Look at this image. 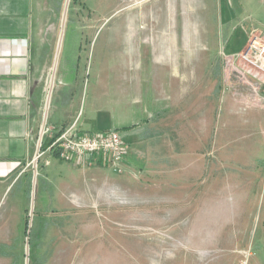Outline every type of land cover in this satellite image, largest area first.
Returning a JSON list of instances; mask_svg holds the SVG:
<instances>
[{"label": "rangeland", "instance_id": "obj_1", "mask_svg": "<svg viewBox=\"0 0 264 264\" xmlns=\"http://www.w3.org/2000/svg\"><path fill=\"white\" fill-rule=\"evenodd\" d=\"M65 2L41 11L34 70L46 92L54 62L50 103L71 82L96 118L90 130L128 122L130 150L117 170L98 158L34 164L43 207L30 214L24 192L26 209L0 211V264H25L26 247L28 264H237L246 248L253 263L263 240L249 218L256 205L264 217V72L253 77L235 55L248 38L226 47L225 21L200 11L185 29L190 43L179 26L165 43L174 29L159 27L152 0H68L58 33ZM189 14L178 4V22Z\"/></svg>", "mask_w": 264, "mask_h": 264}, {"label": "crops", "instance_id": "obj_2", "mask_svg": "<svg viewBox=\"0 0 264 264\" xmlns=\"http://www.w3.org/2000/svg\"><path fill=\"white\" fill-rule=\"evenodd\" d=\"M46 3L47 0H0V211H10L14 206L18 208L17 211L22 212L24 207L21 209L18 203L24 192L25 197L27 196L26 201H29L28 203L33 201V210L42 209L43 202L37 199V169H33V166L38 163L44 166L59 158L54 152L46 151L36 161L33 160L43 125L49 129L42 135V139L48 140L61 125L72 120H76L81 129L90 130L89 122L96 119H92L88 104L82 105L74 101L76 91L67 90L71 82L68 83L67 89L58 87L56 101L50 103L51 97L48 88L45 92L42 75L34 70L36 38L43 30L41 11L54 12L55 8ZM152 3L159 27L168 24L169 28L174 29L172 34L164 37V42L168 44L175 43L177 26L183 28V42H191L185 35L187 32L185 29L191 26L190 20L198 17L200 11L201 13L212 11L216 13L215 20L225 21V26H221L220 42L226 44V47L228 44H234L236 49L241 47L253 29L256 36L264 39V0H152ZM178 4L191 13L187 16L189 18L183 17L179 22ZM165 8L168 9L167 20L164 19ZM60 30L61 23L58 33ZM159 42L161 41L157 43ZM53 65L52 88L60 83V79H57V84L54 82L56 73ZM57 93L66 94L60 101ZM60 111L65 115V119L51 120L46 125V114L59 115ZM128 124V122H111L106 128H116L122 133L127 130L120 127ZM42 177L41 180H44ZM21 179L22 184L16 194L3 207L4 197ZM256 206L255 213L249 218L251 230L253 235L261 236L263 240L258 239L259 250L257 254L255 253L253 264H264V217L258 212L260 210L258 205Z\"/></svg>", "mask_w": 264, "mask_h": 264}, {"label": "built area", "instance_id": "obj_3", "mask_svg": "<svg viewBox=\"0 0 264 264\" xmlns=\"http://www.w3.org/2000/svg\"><path fill=\"white\" fill-rule=\"evenodd\" d=\"M247 40L246 46L236 52L237 58L242 60L257 78L260 72H264V39L256 36L253 32ZM256 82V79L254 80ZM252 90L256 85L252 84ZM257 99L264 101V96ZM47 126H43L41 135L37 142V150L33 160H37L46 151L54 152L60 159L70 162H91L100 159L107 163L113 170L121 167L123 158L128 154L130 146L124 140L120 130L107 128L101 130L81 129L76 120L61 125L47 146L42 147V135L48 131ZM237 264H253L251 256L253 252L249 249H240Z\"/></svg>", "mask_w": 264, "mask_h": 264}, {"label": "water", "instance_id": "obj_4", "mask_svg": "<svg viewBox=\"0 0 264 264\" xmlns=\"http://www.w3.org/2000/svg\"><path fill=\"white\" fill-rule=\"evenodd\" d=\"M66 2L64 3V11L62 12V18H61V27H63V24H64V20H65V14H66V7H67V4H68V0H65ZM52 78L50 77V83L48 84V90H49V94L51 92V89H52V84H53V72L51 74ZM48 95V94H47ZM48 101V100H47ZM44 126V125H43ZM42 126V127H43ZM42 130V128H41ZM42 134V132L40 133V135ZM35 175V173H34ZM32 210H33V201L31 202V205H30V214H32ZM29 226H30V221L29 223H27V229H26V233L28 234L29 232ZM28 240V235L26 236V241ZM27 253H28V248L26 247V251H25V254H26V263L25 264H28V258H27Z\"/></svg>", "mask_w": 264, "mask_h": 264}, {"label": "trees", "instance_id": "obj_5", "mask_svg": "<svg viewBox=\"0 0 264 264\" xmlns=\"http://www.w3.org/2000/svg\"><path fill=\"white\" fill-rule=\"evenodd\" d=\"M122 128H125V126H122ZM51 139H52V137H50L48 140H44V139H42V144H41V146H42V147L47 146V144L51 141Z\"/></svg>", "mask_w": 264, "mask_h": 264}]
</instances>
